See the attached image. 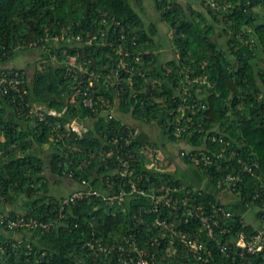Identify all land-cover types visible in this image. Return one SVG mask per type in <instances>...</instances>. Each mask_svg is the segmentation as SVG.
I'll list each match as a JSON object with an SVG mask.
<instances>
[{"label":"trees","instance_id":"1","mask_svg":"<svg viewBox=\"0 0 264 264\" xmlns=\"http://www.w3.org/2000/svg\"><path fill=\"white\" fill-rule=\"evenodd\" d=\"M151 1L173 31L177 57L164 63L156 40L159 28L146 23L137 8L143 0H137L136 5L131 0H0V63L20 49L41 51L40 67L27 83L25 99L0 93V217L47 222L59 219L57 227L48 232L37 228L0 232L5 247L4 253L0 251V264H115L96 257L88 243L96 239L112 243L133 232L143 247L151 236L159 235L151 218L140 231L135 230V215L142 206H150L151 200L131 194L125 183L122 188L128 195L121 206L109 207L101 198L89 197L77 199L61 211L68 196L49 195L47 166L55 175L78 185L86 180L88 188L105 192L106 180L116 168L115 155H107L115 150L117 141L126 146L127 139L136 169L156 183L152 193L159 194L164 183L184 186L179 195L191 190L196 204L221 203L234 213L228 223L235 225L233 230L216 232L220 243H230L242 232L257 235L264 231V0H213L217 10L212 0H198L197 6L189 0L188 4L180 0ZM93 36L97 39L88 45L86 41ZM220 37H225L224 44L216 40ZM103 40L108 44L102 45ZM120 46L130 52L126 62L134 71H122V90L110 87L103 91L104 97L111 101L118 97L119 101L105 108L100 102L92 108L84 106L85 96L76 94L75 83L66 73L70 57L79 62L91 59L102 84L118 68ZM134 56H141L142 63H137ZM87 87L88 83L84 90ZM34 105L41 106L43 119L29 113ZM111 109L116 114L110 119L105 111ZM50 110L59 115L48 114ZM128 115L156 125L168 138L169 146L172 144V155L179 158L180 151L174 150L179 139L183 142L181 150L188 155L204 150L214 158L225 152L226 158L218 163L221 168L212 167L208 172L193 165L190 156L180 158L198 175L209 178V188L185 184L173 172L148 169L142 148L156 152L161 145L143 130L129 126L124 120ZM91 120L92 125L85 128ZM73 121L83 124L79 134L69 130ZM177 126L184 128L180 138ZM44 145L52 149L48 163L40 151ZM240 160L251 171L243 173L234 192H223L226 187L231 190L232 184L219 188L218 182L230 172L241 171ZM229 163L233 171L227 169ZM144 188L151 189L149 185ZM121 190L116 185L115 191ZM234 198L238 199L237 207L227 205ZM20 201L24 205L21 214L17 210L5 214L7 203L18 205ZM165 216L188 229L167 212ZM192 228H197L200 239L213 249L208 262L188 260L185 247L177 240V252L171 257L166 253L167 239H160L161 249L151 250L164 257L163 264H264V250L244 256L230 250L227 257L199 223Z\"/></svg>","mask_w":264,"mask_h":264},{"label":"built area","instance_id":"2","mask_svg":"<svg viewBox=\"0 0 264 264\" xmlns=\"http://www.w3.org/2000/svg\"><path fill=\"white\" fill-rule=\"evenodd\" d=\"M215 10L218 9L215 1H210ZM62 39H65L64 36ZM81 37H78L80 40ZM97 36H93L88 39L86 43L91 45ZM58 40V38H56ZM108 44L107 41L103 40L102 45ZM117 54L121 56V61L118 68L111 71V74L107 75L103 83L100 84L101 75L95 71L91 66L92 60L77 61L75 57H70L69 64L66 68V73L69 77H72L73 86L77 93H82L85 98L83 100L84 106L93 107L97 102L101 103L102 108L105 106L110 107L111 103H117L118 97H115L113 101L110 98L104 97V88L108 89L112 87L115 91L122 90L121 83L124 81L122 76V71L126 73L134 71V68H130L129 63L126 62L127 58H130V52L125 50L122 46L117 51ZM135 61L139 64L142 63L141 56H134ZM197 82H202L199 79ZM128 82L132 85L133 81L131 78ZM28 73L26 70H0V93L2 95L17 94L23 101L28 95ZM88 83V87L84 90L85 84ZM190 83V82H189ZM96 88V89H95ZM119 93V92H118ZM94 94V96H93ZM74 100V98L72 99ZM29 105V104H28ZM41 106L34 105L30 114H36L44 118V112H42ZM96 111V110H94ZM109 118L111 119L115 112L113 109L110 111H105ZM48 114L56 116L59 115L58 112L54 110L48 111ZM181 120V119H178ZM192 119H188V122H192ZM75 123H80L79 121H73L70 129L72 132L79 134L83 128V124L79 127H74ZM84 130H86L84 128ZM177 137L180 138L184 128L182 126L176 127ZM63 135V134H60ZM215 140V139H214ZM176 143L183 144L179 139ZM130 144L129 139L126 140V146H122L119 141L116 142L115 150H111L107 157L115 155V170H112L111 177L107 178L106 184L108 189L105 192L99 190H94L88 188V182L82 180L80 187L75 189L70 193V195L63 201L61 211L64 210L65 206L70 203H75L77 199H86L89 197L101 198L107 206L114 207L115 205H123L125 199L127 198L128 192L122 188L123 183L129 186L131 194L137 193L149 197L151 200L150 206H142L139 213L135 215L137 217L136 222H134L135 230L140 231L143 224L146 223L148 219H152L154 225L159 229V235H153L147 240L143 247L135 233H128L122 237H118L112 243L105 242L101 239H96L94 242L88 243L89 249L96 255V257L104 258L108 263L115 262V264H163L164 257L159 256L158 251L151 250V248H162V243L160 239H167L168 247L166 253L169 257L173 253L177 252L176 240L183 244L185 250L187 251V259L193 260L195 262L206 263L212 259L213 249L205 242L200 239V233L197 228H192L196 223L201 225V228L205 230L208 237L217 242V249L227 257H230V250H234L235 253H239L244 256L245 253L252 255L264 250V231H260L257 235H248L247 233H239L236 238H233L230 243L222 244L216 239V232L220 230V233L224 234L231 232L235 225H229V221L234 219V213L224 207L223 204L208 202V205L196 204L194 202L193 196L191 195V190H187L184 196L179 195L185 190L184 186H172L168 183H164L160 187V193H152V188L156 186L154 181H151L144 173L138 172L136 165L133 163L135 160L134 154L128 147ZM142 152L147 155V168L152 169L161 173L172 172L171 165L162 150L154 151L151 148H142ZM181 150L180 158H185L190 156L192 161L195 162L193 165L203 167L205 172L208 169L215 167L216 170L220 169L221 166L218 164L221 159L226 158L225 152L219 153L216 157L211 158L204 150H199V152L194 153ZM167 163L164 165L163 162ZM163 164V165H162ZM231 163L227 164L228 170H232ZM241 164V171L230 172L226 178L218 182V187L221 188L225 183H231L232 189L228 187L223 188V192H234L237 189V182L241 180L244 172L251 171L250 167L244 163L242 160L239 161ZM96 174V172H95ZM208 182L209 178H205ZM212 180V178H211ZM147 182V184H142ZM116 185L119 189H122L119 193L115 191ZM145 185H149L151 189L144 188ZM154 189V188H153ZM166 212L169 214L170 218H175V220L181 221L186 228L183 229L176 222L170 221L168 217L165 216ZM245 215V214H244ZM151 216V217H150ZM246 216V215H245ZM240 222H244V218H240ZM59 219L54 221H42L39 219H25L23 217H18L17 219H11L8 216L0 217V232H6V230L15 229H41L42 231H50L52 228L57 227ZM224 226L222 227V225ZM228 224V225H227ZM196 227V226H195ZM191 229V230H189ZM193 230V231H192ZM4 233V234H5ZM10 244L7 243L8 247ZM30 248L31 246L28 245ZM0 251L5 252L4 244L0 241Z\"/></svg>","mask_w":264,"mask_h":264},{"label":"rangeland","instance_id":"3","mask_svg":"<svg viewBox=\"0 0 264 264\" xmlns=\"http://www.w3.org/2000/svg\"><path fill=\"white\" fill-rule=\"evenodd\" d=\"M131 1L134 5L138 4L137 0H131ZM180 1L184 4H188V0H180ZM189 1L190 3L192 2V4H194L195 6H197L196 1L199 2L198 0H189ZM137 8L142 10L141 15H142L143 20L146 23L148 24L155 23L159 28V33H158V37L156 40L159 41V44H160V52L162 53V62L164 63L170 58L172 59V58L177 57L174 46L172 45L173 31L162 20L161 15L158 13L153 1L143 0V2L141 3V8L139 6H137ZM216 40L222 44L226 42L225 37L224 38L220 37L218 39L216 38ZM40 53L41 51H39L38 49L17 50L15 51L14 55L11 58L0 63V69L2 70H5L6 68L25 69L28 73V82L30 83L32 82L36 69L40 67V62H39ZM124 120L125 122H127L129 126L135 127L136 129L140 131L143 130L150 136V138L153 141H157L161 145L159 149L162 150L164 155L167 156L168 158V155H170L171 153L169 149L172 146V144L169 146L168 138L164 137L161 134L160 129L156 125L141 123L137 120H134V118H132L130 115L125 116ZM92 123H93L92 120L86 122L85 128L90 127ZM79 125H81V123H75L74 127L78 128ZM174 146H175L174 150L178 149V151H181V149L183 148V145L179 143H176ZM51 150L52 149L51 147H49V145H44L40 150L42 153V157L46 159L47 163H48V155L50 152H52ZM172 163L173 162H170V165H172ZM190 168L193 171H195L192 167ZM172 174L175 177L182 179L183 174L181 173V170L177 169V171L173 172ZM45 178H46L47 184L49 185V195L56 196L58 198L69 196L73 190L80 187V185H78L72 179H69L67 177H60L58 175L53 174L48 168V166L45 170ZM195 183H197V181ZM237 200H238L237 198H234L230 200V202L227 205L234 204V207H237L236 206L237 203H235V201ZM4 209L6 211L5 214H10L13 210H17L19 214H21L24 211V205L21 201L18 203V205H12V204L7 203ZM4 233L5 232H3V234ZM20 235L22 234H17V237ZM26 236H28V234Z\"/></svg>","mask_w":264,"mask_h":264},{"label":"crops","instance_id":"4","mask_svg":"<svg viewBox=\"0 0 264 264\" xmlns=\"http://www.w3.org/2000/svg\"><path fill=\"white\" fill-rule=\"evenodd\" d=\"M11 69H14V68H6L5 70H11ZM16 69H20V68H16ZM168 156H169L168 161L169 162L173 161V163L171 165L172 172L177 171V169L181 170V173L183 174V176H182V179L181 178H179V179H181L185 184L194 185V186H196V184H197L196 187L202 188L204 190H207L209 188V183L206 182L205 178L203 176H201L200 174L198 175L197 171H193L190 168L189 164L182 163V161L180 160V158L177 155H174V154L172 155V151H171L170 155H168ZM170 159H172V160L170 161ZM180 165H181V169L178 168V167H180ZM193 181H194V183H193ZM196 181H197V183H195ZM204 182H206V183H204Z\"/></svg>","mask_w":264,"mask_h":264}]
</instances>
